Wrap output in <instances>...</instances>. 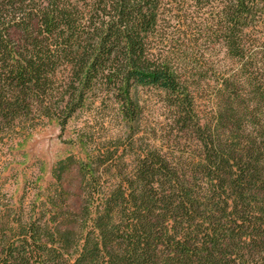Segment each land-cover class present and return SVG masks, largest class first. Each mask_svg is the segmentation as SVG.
<instances>
[{
    "label": "trees",
    "instance_id": "16d2710c",
    "mask_svg": "<svg viewBox=\"0 0 264 264\" xmlns=\"http://www.w3.org/2000/svg\"><path fill=\"white\" fill-rule=\"evenodd\" d=\"M96 102L121 137L0 208V264H264V0H0V140Z\"/></svg>",
    "mask_w": 264,
    "mask_h": 264
},
{
    "label": "rangeland",
    "instance_id": "374dc122",
    "mask_svg": "<svg viewBox=\"0 0 264 264\" xmlns=\"http://www.w3.org/2000/svg\"><path fill=\"white\" fill-rule=\"evenodd\" d=\"M143 126L151 131L162 121V110L152 93L140 92ZM122 128L112 105L96 102L72 119L61 131L54 121H43L34 129L0 140V208H28L39 191L49 187L54 164L68 155L85 159L95 148L121 137ZM85 137L84 144L78 141ZM66 205L80 204V177L72 166L62 179Z\"/></svg>",
    "mask_w": 264,
    "mask_h": 264
}]
</instances>
